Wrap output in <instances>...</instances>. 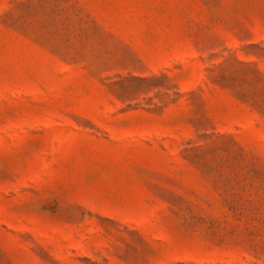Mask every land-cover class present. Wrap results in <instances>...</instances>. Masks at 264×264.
Wrapping results in <instances>:
<instances>
[{"label":"rangeland","instance_id":"rangeland-1","mask_svg":"<svg viewBox=\"0 0 264 264\" xmlns=\"http://www.w3.org/2000/svg\"><path fill=\"white\" fill-rule=\"evenodd\" d=\"M0 264H264V0H0Z\"/></svg>","mask_w":264,"mask_h":264}]
</instances>
